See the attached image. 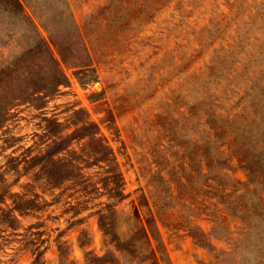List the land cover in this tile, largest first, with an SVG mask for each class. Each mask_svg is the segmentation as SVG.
<instances>
[{
	"label": "rangeland",
	"instance_id": "374dc122",
	"mask_svg": "<svg viewBox=\"0 0 264 264\" xmlns=\"http://www.w3.org/2000/svg\"><path fill=\"white\" fill-rule=\"evenodd\" d=\"M19 1L15 13L0 0V68L51 40L68 85L0 115V185L40 199L16 225L0 222V264H95L86 251L105 252L95 211L106 197L47 187L26 160L49 142L45 118L77 108L123 174L126 196L109 201L121 241L151 212L172 264H264V179L248 182L246 166L264 171V0ZM26 56L23 71L47 55Z\"/></svg>",
	"mask_w": 264,
	"mask_h": 264
},
{
	"label": "trees",
	"instance_id": "16d2710c",
	"mask_svg": "<svg viewBox=\"0 0 264 264\" xmlns=\"http://www.w3.org/2000/svg\"><path fill=\"white\" fill-rule=\"evenodd\" d=\"M6 6H13L15 13L22 11L19 0H2ZM23 13V12H22ZM59 46L51 40L39 38L37 42L28 48L10 64L0 68V115L9 110L15 102H32L37 107H42L46 99L58 93L61 87L68 85V78L61 68V63L66 59L60 53V59L52 53V47ZM31 53H45L46 59L31 61L27 69L21 67ZM25 60V61H24ZM2 80H5L2 82ZM17 84L15 86V82ZM12 90V91H11ZM46 125L43 133L48 136L49 142L45 148H41L36 154L31 155L27 162L31 166H38L39 180L50 188H64L67 185L90 187L91 192L97 197L105 196L108 202H100L102 205L95 211L98 226L106 237V249L102 255H92L95 264H121L115 255V248H122L131 253L134 264H172L161 233L158 229L155 217L151 212L138 228L125 240H120L114 231V213L110 200H121L124 193L123 174L119 168L117 156L106 136L101 133L97 122L90 119L88 113L82 109H73L69 119L65 122L55 117H46ZM74 143L79 144L74 147ZM244 150L236 147L235 153L240 159H247ZM248 182L257 178L264 179V171L253 170L247 164ZM96 167L92 179L86 169ZM30 184L25 185L28 187ZM27 191V190H26ZM12 192L8 185H0V222L12 227L19 222L18 215L33 211L39 206V194L33 190L30 193ZM6 199L11 203L6 204ZM86 200V199H85ZM84 200V201H85ZM90 200V198H89ZM260 204L264 206V194L259 197ZM108 246V247H107ZM36 255L34 264H45ZM72 264V263H71Z\"/></svg>",
	"mask_w": 264,
	"mask_h": 264
}]
</instances>
